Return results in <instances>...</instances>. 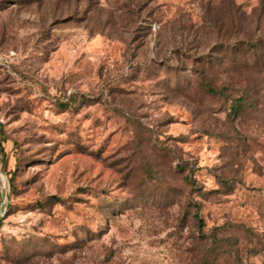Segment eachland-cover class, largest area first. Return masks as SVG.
Returning a JSON list of instances; mask_svg holds the SVG:
<instances>
[{
    "label": "rangeland",
    "instance_id": "rangeland-1",
    "mask_svg": "<svg viewBox=\"0 0 264 264\" xmlns=\"http://www.w3.org/2000/svg\"><path fill=\"white\" fill-rule=\"evenodd\" d=\"M0 264H264V0H0Z\"/></svg>",
    "mask_w": 264,
    "mask_h": 264
},
{
    "label": "trees",
    "instance_id": "trees-1",
    "mask_svg": "<svg viewBox=\"0 0 264 264\" xmlns=\"http://www.w3.org/2000/svg\"><path fill=\"white\" fill-rule=\"evenodd\" d=\"M245 43H247V45H250L251 47H253L254 45H256V43H254L253 41H246ZM208 90L210 91V92H215L213 89H211V88H208ZM238 100H237V102H242V97H238L237 98ZM70 101H72V99L70 100Z\"/></svg>",
    "mask_w": 264,
    "mask_h": 264
}]
</instances>
